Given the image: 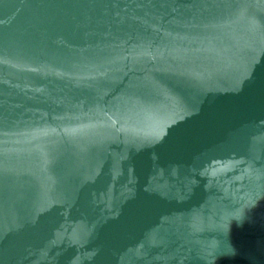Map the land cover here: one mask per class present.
<instances>
[{
    "label": "water",
    "instance_id": "1",
    "mask_svg": "<svg viewBox=\"0 0 264 264\" xmlns=\"http://www.w3.org/2000/svg\"><path fill=\"white\" fill-rule=\"evenodd\" d=\"M0 264H264V0H0Z\"/></svg>",
    "mask_w": 264,
    "mask_h": 264
}]
</instances>
